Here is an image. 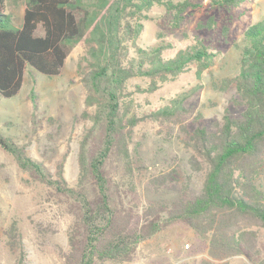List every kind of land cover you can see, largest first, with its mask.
Instances as JSON below:
<instances>
[{
    "label": "trees",
    "instance_id": "1",
    "mask_svg": "<svg viewBox=\"0 0 264 264\" xmlns=\"http://www.w3.org/2000/svg\"><path fill=\"white\" fill-rule=\"evenodd\" d=\"M155 1L138 0L133 5L141 11ZM211 1L213 5L231 8L246 0ZM131 3H103L104 8L110 5V15L101 18L105 25L110 24V36L101 39L100 54L85 76L86 100L93 110H86L83 115L91 124L80 141L76 182L71 184L66 179L63 162L53 173L1 131L0 146L73 216L64 264L132 261L142 241L177 222L187 223L197 235L208 240L213 257L238 255L244 249L256 252L258 228H264V18L244 31L237 44L238 71L221 85L226 92L234 90L230 101L241 112L231 113L227 109L211 128L197 125L192 131L187 130L184 144L193 150L189 158L191 168L204 172L200 193L169 203L150 202L144 207L138 188L142 166L130 145L133 130L146 119L180 122L186 111L185 100L198 87L174 98L170 105L139 114L133 107L129 81L136 76L146 77L150 79L148 86L137 87L152 92L194 63L199 72L204 71L214 64L217 55L200 37L168 58L163 53L174 42L167 39L140 48L136 56L124 54L126 29L122 14ZM165 5L174 25L180 26L187 9L197 7L198 3L184 0ZM98 18V13L74 0H25L21 24L16 25L0 0V96L17 95L27 73L59 75L69 54V44L81 40ZM138 26L140 29L142 24ZM175 181L177 174L173 170L150 179L156 192ZM25 261L21 249L16 264Z\"/></svg>",
    "mask_w": 264,
    "mask_h": 264
},
{
    "label": "rangeland",
    "instance_id": "2",
    "mask_svg": "<svg viewBox=\"0 0 264 264\" xmlns=\"http://www.w3.org/2000/svg\"><path fill=\"white\" fill-rule=\"evenodd\" d=\"M74 1L90 7L99 18L81 40L69 44L61 73L55 76L27 73L17 95L0 96V131L25 147L30 156L42 161L53 173L63 162L64 175L71 184L79 174L80 141L91 124L90 119L84 118V111L93 110L86 100L85 76L100 54L101 39L110 36V24L107 26L101 21L110 15V5L104 8L103 4L110 0ZM130 1L122 14L126 29L124 54L136 56L140 48L167 39L174 42L163 53L168 58L200 37L217 55L214 64L204 71L199 72L194 63L152 92L137 87L148 86L150 79L146 77L136 76L129 81L133 107L139 114L170 105L174 98L198 87L185 100L186 111L180 122L141 121L133 130L130 144L142 166L138 188L144 207L150 202L169 203L181 196L193 198L202 189L204 172H194L191 168L189 158L193 150L184 144L187 130L192 131L197 125L211 128L227 109L231 113L241 112L230 101L234 90L226 92L221 85L237 73V44L249 25L264 18V0H246L231 8L213 5L211 0H191L198 6L187 9L180 26L174 25L165 3L184 0H157L141 11L133 5L138 0ZM1 4L15 24L20 25L25 0H1ZM139 24H142L140 29ZM170 170L177 174V181L156 192L150 179ZM72 220L65 205L23 171L16 158L0 146V264H16L21 249L25 252V264H64L63 253L69 249L68 231ZM258 231L256 252L244 249L238 255L221 258L210 255L208 240L197 235L187 223L177 222L142 241L132 261L119 264H178L201 260H210L212 264H264V228Z\"/></svg>",
    "mask_w": 264,
    "mask_h": 264
}]
</instances>
